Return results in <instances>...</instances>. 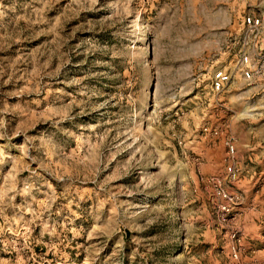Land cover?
I'll list each match as a JSON object with an SVG mask.
<instances>
[{
  "label": "rangeland",
  "instance_id": "374dc122",
  "mask_svg": "<svg viewBox=\"0 0 264 264\" xmlns=\"http://www.w3.org/2000/svg\"><path fill=\"white\" fill-rule=\"evenodd\" d=\"M247 15L264 0H0V264H264Z\"/></svg>",
  "mask_w": 264,
  "mask_h": 264
},
{
  "label": "built area",
  "instance_id": "2783aa9c",
  "mask_svg": "<svg viewBox=\"0 0 264 264\" xmlns=\"http://www.w3.org/2000/svg\"><path fill=\"white\" fill-rule=\"evenodd\" d=\"M242 24L245 29L244 42L247 44L243 50L239 51L235 67L240 70V74L244 80H249L254 74V69L259 62H264V46L262 45L261 34L264 32L263 20L259 16L247 15L243 17ZM231 72L223 68H217L212 73L211 89L214 92L222 91L231 80ZM206 131L207 128L205 127ZM226 154L231 161L235 156L234 143L229 139L225 142ZM226 177L235 179L237 177L234 166L229 162L225 168ZM214 187L215 194L221 200L219 207L221 210H227L228 201L230 200L229 194L220 185L219 178L211 179ZM234 236V233H232ZM231 256L237 258V253L234 247L231 248Z\"/></svg>",
  "mask_w": 264,
  "mask_h": 264
}]
</instances>
